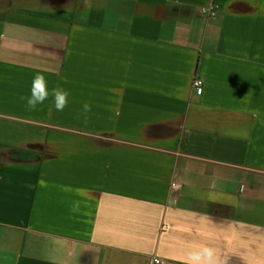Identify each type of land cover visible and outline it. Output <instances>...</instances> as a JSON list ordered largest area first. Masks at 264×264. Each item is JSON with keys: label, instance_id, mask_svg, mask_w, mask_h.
Wrapping results in <instances>:
<instances>
[{"label": "crops", "instance_id": "crops-1", "mask_svg": "<svg viewBox=\"0 0 264 264\" xmlns=\"http://www.w3.org/2000/svg\"><path fill=\"white\" fill-rule=\"evenodd\" d=\"M201 245L264 264V0H0V264Z\"/></svg>", "mask_w": 264, "mask_h": 264}, {"label": "clouds", "instance_id": "clouds-1", "mask_svg": "<svg viewBox=\"0 0 264 264\" xmlns=\"http://www.w3.org/2000/svg\"><path fill=\"white\" fill-rule=\"evenodd\" d=\"M52 96L54 107L57 111H63L68 104V91L63 88H53L51 93L48 89V83L42 73H37L32 79L30 95L21 97L22 100L26 99L27 108L36 110L38 105L45 103L49 96ZM84 111H91L89 104L84 105ZM87 123V118L85 119ZM173 188L179 189V184H173ZM78 203L73 204V211L78 210ZM184 264H224L218 257L217 250L210 245H201L194 247L187 253Z\"/></svg>", "mask_w": 264, "mask_h": 264}, {"label": "built area", "instance_id": "built-area-1", "mask_svg": "<svg viewBox=\"0 0 264 264\" xmlns=\"http://www.w3.org/2000/svg\"><path fill=\"white\" fill-rule=\"evenodd\" d=\"M212 6H209V11L212 12ZM191 85L196 93H200L203 87L202 78L199 75H194L191 79ZM173 184H178L177 182H171V186ZM149 264H170V261L166 258L160 257L158 255H151Z\"/></svg>", "mask_w": 264, "mask_h": 264}]
</instances>
